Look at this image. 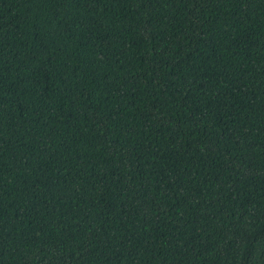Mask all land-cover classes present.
I'll list each match as a JSON object with an SVG mask.
<instances>
[{
  "label": "trees",
  "instance_id": "1",
  "mask_svg": "<svg viewBox=\"0 0 264 264\" xmlns=\"http://www.w3.org/2000/svg\"><path fill=\"white\" fill-rule=\"evenodd\" d=\"M0 264H264V0H0Z\"/></svg>",
  "mask_w": 264,
  "mask_h": 264
}]
</instances>
